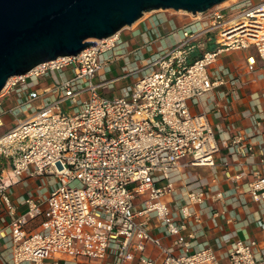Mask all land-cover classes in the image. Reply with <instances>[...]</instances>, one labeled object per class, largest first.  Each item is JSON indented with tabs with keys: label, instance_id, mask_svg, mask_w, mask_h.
Masks as SVG:
<instances>
[{
	"label": "built area",
	"instance_id": "built-area-1",
	"mask_svg": "<svg viewBox=\"0 0 264 264\" xmlns=\"http://www.w3.org/2000/svg\"><path fill=\"white\" fill-rule=\"evenodd\" d=\"M150 17L156 24L143 31L124 27L6 83L0 156L11 182L1 176L0 264H258L264 258L256 240L225 228L236 208L264 204V147L256 152L248 129L236 126L217 137L206 113L190 108L221 86L236 93L237 80L224 67L210 74L220 55L253 48L264 65V0L140 19ZM117 63L121 74L107 78ZM222 150L228 190L217 183ZM197 168H210L208 184L193 175ZM29 182L45 190L35 194ZM13 185L23 189L20 198ZM40 216V227L28 230ZM150 222L171 238L169 247L151 233ZM204 227L216 236L190 251L188 239Z\"/></svg>",
	"mask_w": 264,
	"mask_h": 264
},
{
	"label": "water",
	"instance_id": "water-1",
	"mask_svg": "<svg viewBox=\"0 0 264 264\" xmlns=\"http://www.w3.org/2000/svg\"><path fill=\"white\" fill-rule=\"evenodd\" d=\"M227 0H0V94L8 80L76 56L157 10L203 13Z\"/></svg>",
	"mask_w": 264,
	"mask_h": 264
},
{
	"label": "crops",
	"instance_id": "crops-1",
	"mask_svg": "<svg viewBox=\"0 0 264 264\" xmlns=\"http://www.w3.org/2000/svg\"><path fill=\"white\" fill-rule=\"evenodd\" d=\"M154 19L150 17L145 20H138L132 26V31H143L155 25ZM170 41L171 38L163 39L164 44H169ZM248 61L253 62L254 70L248 69ZM219 67H224L237 80L236 85L232 87L236 90V93L231 91V86L229 85L215 88L207 93L198 105H191V111L194 113H206L217 137H219L220 133H233L232 127L234 126H236L237 130L248 129V133L251 134L250 141L254 144L255 151L258 152L259 147H264V65L259 60L255 50L248 48L242 52L229 51L220 55L216 64L209 69L210 74ZM224 93H227L226 97H222ZM227 104H230L229 109L226 108ZM254 120L260 121L258 128H255ZM225 155L226 150H222L217 155L216 165L217 183L222 190L230 188L229 183L223 179V170L219 164L220 158ZM192 173L198 178L200 183L208 184L210 182V168H197ZM2 175L3 182L9 184L11 182L9 169L3 172ZM12 189L17 198L23 195V189L20 185H13ZM28 190L35 194H41L45 189H42V186L37 182H29ZM241 191L239 189L238 193H241ZM248 210L250 211L248 212ZM262 214H264V204H251L248 209L238 207L232 214L234 221L230 225L225 226V228L227 231L237 230V237L240 239L250 238L256 240L258 250L264 251V215ZM43 219V216H40L31 220L27 224V229L30 231L38 229ZM149 225L151 233L161 237L164 244L169 247L171 238H166L162 232L155 228L154 222H150ZM216 233L215 230H209L206 227L196 230L195 238L193 240L188 239L192 243L190 251L197 249L199 244L209 243L216 236ZM186 234L185 232L184 236ZM153 251L154 253L156 252V250ZM258 264H264V258H259Z\"/></svg>",
	"mask_w": 264,
	"mask_h": 264
},
{
	"label": "rangeland",
	"instance_id": "rangeland-1",
	"mask_svg": "<svg viewBox=\"0 0 264 264\" xmlns=\"http://www.w3.org/2000/svg\"><path fill=\"white\" fill-rule=\"evenodd\" d=\"M233 1H234V0H233ZM231 2H232V1L228 2L227 4H229V3H231ZM227 4H226V5H227ZM173 12H174L173 10H157V11L147 12V13H145V15H142V17L151 16V15H157V14H162V13L170 14V13H173ZM211 47H212V45H210V48H211ZM194 56H195V55H194ZM120 66H121L120 63H117V66H113V68H112V72L109 73V74H107V78L115 77V76L121 74ZM126 82H127V81H126ZM119 84H120V83H119ZM121 84L124 85V84H125V81H123ZM68 108L71 109L72 106H71L70 104H68ZM4 121H5L6 123L10 122V121H11V117H7V118L5 117V118H4ZM8 169H9V167L6 168L3 172L7 171Z\"/></svg>",
	"mask_w": 264,
	"mask_h": 264
},
{
	"label": "trees",
	"instance_id": "trees-1",
	"mask_svg": "<svg viewBox=\"0 0 264 264\" xmlns=\"http://www.w3.org/2000/svg\"><path fill=\"white\" fill-rule=\"evenodd\" d=\"M9 167V163L6 159L0 156V179L2 176L3 171Z\"/></svg>",
	"mask_w": 264,
	"mask_h": 264
},
{
	"label": "bare ground",
	"instance_id": "bare-ground-1",
	"mask_svg": "<svg viewBox=\"0 0 264 264\" xmlns=\"http://www.w3.org/2000/svg\"><path fill=\"white\" fill-rule=\"evenodd\" d=\"M230 1H233V0H227V1H225L224 3H222L221 5H226V4H227L228 2H230ZM179 12H180V11H179ZM134 24H135V23H134ZM134 24H133V25H134ZM133 25H132V26H133ZM115 35H116V34H115ZM115 35H113V36H115ZM113 36H112V37H113Z\"/></svg>",
	"mask_w": 264,
	"mask_h": 264
}]
</instances>
